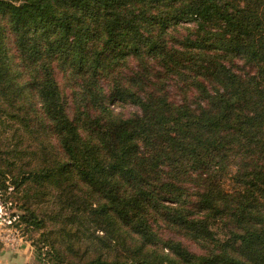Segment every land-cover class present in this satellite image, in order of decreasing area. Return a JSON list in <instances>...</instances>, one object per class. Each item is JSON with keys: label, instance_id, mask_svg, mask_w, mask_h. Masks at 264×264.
<instances>
[{"label": "trees", "instance_id": "trees-1", "mask_svg": "<svg viewBox=\"0 0 264 264\" xmlns=\"http://www.w3.org/2000/svg\"><path fill=\"white\" fill-rule=\"evenodd\" d=\"M8 181L56 264H264V0H0Z\"/></svg>", "mask_w": 264, "mask_h": 264}, {"label": "rangeland", "instance_id": "rangeland-1", "mask_svg": "<svg viewBox=\"0 0 264 264\" xmlns=\"http://www.w3.org/2000/svg\"><path fill=\"white\" fill-rule=\"evenodd\" d=\"M15 69L17 68L14 63V73L18 74ZM111 104L110 108L114 111L122 109L120 105ZM18 147L21 149L23 146L20 144ZM7 185L8 189L0 188V264H56L51 262L47 255L52 247L51 241L59 236V233L54 231L59 227L54 215L56 214L58 219L61 216V213L57 214L60 211V191L49 189L27 202V197L23 196L22 191L14 190L11 181H8ZM33 192L34 190L30 195ZM26 206H31L41 214L40 228L18 223L20 212ZM84 242L87 243L86 240Z\"/></svg>", "mask_w": 264, "mask_h": 264}]
</instances>
